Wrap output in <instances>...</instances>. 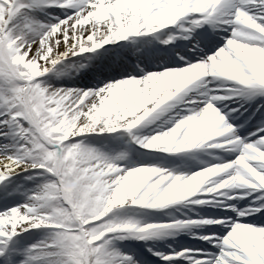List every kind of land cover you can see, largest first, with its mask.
I'll use <instances>...</instances> for the list:
<instances>
[{
	"label": "snow or ice",
	"instance_id": "snow-or-ice-1",
	"mask_svg": "<svg viewBox=\"0 0 264 264\" xmlns=\"http://www.w3.org/2000/svg\"><path fill=\"white\" fill-rule=\"evenodd\" d=\"M0 264H264V0H0Z\"/></svg>",
	"mask_w": 264,
	"mask_h": 264
}]
</instances>
